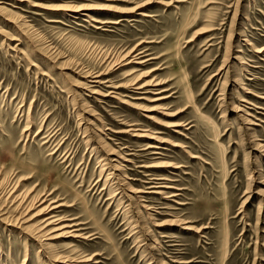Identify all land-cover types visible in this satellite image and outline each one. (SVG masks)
I'll list each match as a JSON object with an SVG mask.
<instances>
[{
	"label": "rangeland",
	"instance_id": "obj_1",
	"mask_svg": "<svg viewBox=\"0 0 264 264\" xmlns=\"http://www.w3.org/2000/svg\"><path fill=\"white\" fill-rule=\"evenodd\" d=\"M0 6V209L51 193L81 233L0 220V264H264V0Z\"/></svg>",
	"mask_w": 264,
	"mask_h": 264
},
{
	"label": "bare ground",
	"instance_id": "obj_2",
	"mask_svg": "<svg viewBox=\"0 0 264 264\" xmlns=\"http://www.w3.org/2000/svg\"><path fill=\"white\" fill-rule=\"evenodd\" d=\"M33 5H36V7L39 6L37 4H33ZM45 8H46V6H45ZM0 9H2L1 6H0ZM81 9H83V8H81ZM65 10L77 11L80 9L75 10L72 8H65ZM87 17L91 21H94V22L97 21L96 19H94L90 16H87ZM132 53H133V51L130 50V52H128L124 57L120 58V60L114 61L112 65H114V64L115 65H119V64L120 65H129L132 63H137V64L142 63L140 61V57L137 54H132ZM102 75H103L102 72H100V73L99 72H97V73H95V72L89 73L88 72V74L84 75L83 78L85 79L86 85L89 88V87H91L90 86L91 84H95V85L99 84L100 78L102 77ZM140 79H141L140 77H138V78L134 77L132 82L130 84H128L129 87L132 86L130 88L133 91L146 90V93H147V92H151L150 88L158 85L157 83L152 84L151 82H140ZM92 93L95 94L97 92L92 91ZM142 93H144V92H142ZM158 99H159V97L154 98L152 101H156ZM136 107H134V108H136ZM137 108H139V106ZM139 109H141V108H139ZM152 109H154V108H152ZM176 132H178V131H176ZM140 135L142 136V134H140ZM157 142L159 144V142L162 143L164 141L163 140H160V141L157 140ZM150 147L158 148V146H156V145L148 146V148H150ZM152 183H154V182H152ZM0 184L2 186V184H5V181L0 179ZM157 188H159V187H157ZM16 191H17L16 185L11 187L10 189L5 190L6 198H9L10 201L8 200V203H9L8 207L0 209V212H1L0 213V218H1L0 220L2 222L6 223L7 225L13 226L15 228H19L22 231V233L26 234L27 236H30L31 238L36 239L40 243L41 248L44 252L46 251L47 254L51 253V248L53 246V244H52L53 240H58V239H62V238H74L75 239V238L81 237V233H79V231H78L80 229L76 228L79 225V223L74 222V220H75L74 217H66L64 215H59L58 213H56L57 209L59 207L66 206V204L64 202L61 201V203H59L56 198L48 199V196L51 193L46 194L43 192H38V193L31 196L28 194L22 195L23 193L22 194L21 193L14 194ZM138 192L139 191L135 192L136 196H137ZM140 197L141 196H137V198H140ZM32 206H35V207L31 208ZM10 208L16 211L17 216H15V215H11V216L7 215L6 216V214L12 212V210ZM35 209H37V210L35 212L31 213ZM148 209H150V208H148ZM67 247H71V244L67 245ZM54 261L59 262L60 260L55 259ZM61 262H64L66 264H79V262H81V260L77 259V258H73V257L69 258L68 256H65V257H61Z\"/></svg>",
	"mask_w": 264,
	"mask_h": 264
}]
</instances>
